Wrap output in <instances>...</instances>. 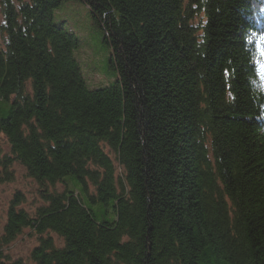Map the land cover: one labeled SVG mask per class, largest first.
I'll list each match as a JSON object with an SVG mask.
<instances>
[{"label":"trees","instance_id":"trees-1","mask_svg":"<svg viewBox=\"0 0 264 264\" xmlns=\"http://www.w3.org/2000/svg\"><path fill=\"white\" fill-rule=\"evenodd\" d=\"M63 1L0 0V185L44 189L11 199L0 264H264V0H83L119 73L92 90Z\"/></svg>","mask_w":264,"mask_h":264},{"label":"rangeland","instance_id":"rangeland-1","mask_svg":"<svg viewBox=\"0 0 264 264\" xmlns=\"http://www.w3.org/2000/svg\"><path fill=\"white\" fill-rule=\"evenodd\" d=\"M61 4L53 13L54 22L62 24L79 38V45L75 49L74 57L80 65L86 84L91 90L115 85L119 79V73L113 65V49L106 40L104 28L98 24L94 14L83 0H64ZM9 152L10 146L7 144L5 136L0 135V153ZM13 167L16 180L0 185V238L6 226L10 201L17 192L20 191L24 195L25 202L21 208H24L28 213L34 215L37 208L44 204L41 196L44 189L40 184L27 175L24 167L19 164H15ZM76 180L74 176L68 177L67 185L73 190L76 188L84 199L85 195L81 191L83 187L80 183L76 187ZM88 187L90 193L93 194L94 187L90 183H88ZM53 189L62 193L66 188L65 184L58 183ZM93 208L96 211H101V206L98 204ZM107 218L108 220L113 219L114 214L110 213ZM54 237L57 245L62 247L63 241L56 235ZM36 238L29 231H25L15 242L7 246L3 253L10 256L12 260L28 259L35 246L38 245Z\"/></svg>","mask_w":264,"mask_h":264}]
</instances>
